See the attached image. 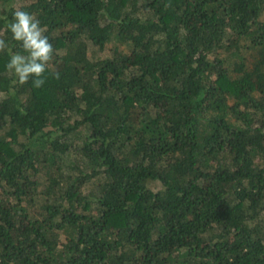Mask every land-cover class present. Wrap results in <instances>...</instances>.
<instances>
[{
  "label": "trees",
  "instance_id": "16d2710c",
  "mask_svg": "<svg viewBox=\"0 0 264 264\" xmlns=\"http://www.w3.org/2000/svg\"><path fill=\"white\" fill-rule=\"evenodd\" d=\"M17 8L54 61L0 53V264H264V0H0L12 52Z\"/></svg>",
  "mask_w": 264,
  "mask_h": 264
},
{
  "label": "clouds",
  "instance_id": "9594fccd",
  "mask_svg": "<svg viewBox=\"0 0 264 264\" xmlns=\"http://www.w3.org/2000/svg\"><path fill=\"white\" fill-rule=\"evenodd\" d=\"M5 31L11 33V38L20 44L22 52H12L11 45L0 34V53L10 56L5 65L7 73L16 77L14 84L24 85L30 80L36 89L46 83L45 72L54 61V48L44 34L46 28L31 13L17 8L12 19L7 22ZM59 79V73H55ZM14 94V89L12 90Z\"/></svg>",
  "mask_w": 264,
  "mask_h": 264
},
{
  "label": "rangeland",
  "instance_id": "374dc122",
  "mask_svg": "<svg viewBox=\"0 0 264 264\" xmlns=\"http://www.w3.org/2000/svg\"><path fill=\"white\" fill-rule=\"evenodd\" d=\"M114 42L111 41L110 43H108L104 49L101 50H97V52L95 53L97 56L105 58V57H110L112 55V51L114 48ZM152 187H154L155 189L159 187V183H153Z\"/></svg>",
  "mask_w": 264,
  "mask_h": 264
}]
</instances>
